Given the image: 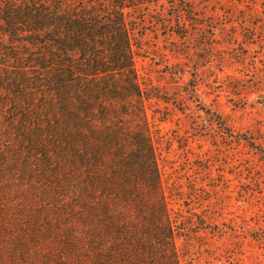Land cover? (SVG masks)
I'll list each match as a JSON object with an SVG mask.
<instances>
[{
    "label": "trees",
    "instance_id": "trees-1",
    "mask_svg": "<svg viewBox=\"0 0 264 264\" xmlns=\"http://www.w3.org/2000/svg\"><path fill=\"white\" fill-rule=\"evenodd\" d=\"M189 14L215 38L205 0H0V264H182L136 56Z\"/></svg>",
    "mask_w": 264,
    "mask_h": 264
},
{
    "label": "rangeland",
    "instance_id": "rangeland-1",
    "mask_svg": "<svg viewBox=\"0 0 264 264\" xmlns=\"http://www.w3.org/2000/svg\"><path fill=\"white\" fill-rule=\"evenodd\" d=\"M262 1L205 0L226 28L216 26L217 41L206 43L195 14L183 20L187 37L151 20L140 29L138 70L168 99L153 98L147 110L170 207L184 227L182 264H264Z\"/></svg>",
    "mask_w": 264,
    "mask_h": 264
}]
</instances>
